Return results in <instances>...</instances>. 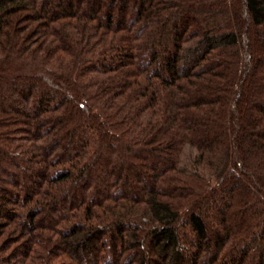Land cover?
Instances as JSON below:
<instances>
[{
  "label": "trees",
  "instance_id": "16d2710c",
  "mask_svg": "<svg viewBox=\"0 0 264 264\" xmlns=\"http://www.w3.org/2000/svg\"><path fill=\"white\" fill-rule=\"evenodd\" d=\"M0 264H264V0H0Z\"/></svg>",
  "mask_w": 264,
  "mask_h": 264
},
{
  "label": "rangeland",
  "instance_id": "374dc122",
  "mask_svg": "<svg viewBox=\"0 0 264 264\" xmlns=\"http://www.w3.org/2000/svg\"><path fill=\"white\" fill-rule=\"evenodd\" d=\"M192 27H193V29L199 27V23H196V24L193 25ZM159 50L162 51V49H159Z\"/></svg>",
  "mask_w": 264,
  "mask_h": 264
}]
</instances>
